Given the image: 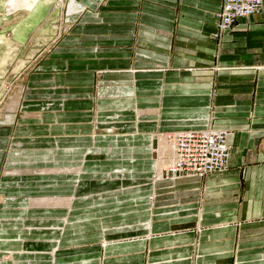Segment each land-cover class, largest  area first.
<instances>
[{
  "label": "crops",
  "instance_id": "1",
  "mask_svg": "<svg viewBox=\"0 0 264 264\" xmlns=\"http://www.w3.org/2000/svg\"><path fill=\"white\" fill-rule=\"evenodd\" d=\"M72 2L68 21L95 20L0 126V264H264V14L217 39L222 0ZM209 128L229 133V169L157 186L153 135ZM15 170L36 179L15 186ZM53 193L72 201L32 204Z\"/></svg>",
  "mask_w": 264,
  "mask_h": 264
},
{
  "label": "rangeland",
  "instance_id": "2",
  "mask_svg": "<svg viewBox=\"0 0 264 264\" xmlns=\"http://www.w3.org/2000/svg\"><path fill=\"white\" fill-rule=\"evenodd\" d=\"M73 3L74 2H72V0H70V2H68V0H0V126L11 122V119L9 120V118H11L9 114L22 109L21 107L25 104L23 102L26 100L24 96L27 89V84L30 79V75L34 72L37 73L38 71H40V69L43 68L42 66H49V64L45 62L52 61V52L56 50V48H58L60 39L69 33L74 23L79 24L84 21V24H86L87 22L88 24H91L90 22H93L95 20L93 18L87 19L86 16H84L76 22H71L70 20L68 21V15L84 9V7H75ZM98 8L99 11L102 12L112 10V7L109 4L100 5ZM85 13H87L86 10H84V14ZM104 44L111 45V42ZM101 49L103 48L101 47ZM88 56L92 55L89 54ZM101 57L106 59V63L111 62V52L110 54H106ZM103 66H107V64H103ZM98 77H100V79L103 77L102 80L106 81L107 79L112 78V73L101 70ZM92 79L94 81V78ZM96 80L97 79H95V81ZM102 94H106V92H103ZM105 105L106 108L111 109V107H113L111 103H105ZM109 112L110 111H106V114H103L105 115L103 117L110 116L111 113ZM72 113L82 115L84 114V111H76ZM90 113L88 115L97 117L96 110H92L90 111ZM97 124H100L99 121L97 122ZM90 125V127L94 128V123H90ZM59 131L61 130L59 129ZM163 134L165 133H155L153 135L154 146L152 149V158L154 167H156L157 163H159L160 160L156 149ZM33 141L36 142L35 140ZM9 145V149L16 148V146L19 149L21 146V144L17 143V141H12L11 143V140L9 141ZM17 154L18 156H20V152L17 151ZM16 159H18V157ZM18 166L19 165H16L15 168H30L26 165L24 167L22 166L23 168ZM55 171L57 170L41 169L40 171L37 170V173H47L48 177L49 175H54ZM22 172L23 171L20 172L19 170H15L11 174L14 175L13 178L17 179L14 182V185L30 186L31 180H35L36 175L33 173ZM18 175L21 176L17 177ZM169 176L170 177H167V174L163 170L161 180L158 179V181H156L157 179L155 178L154 174L152 176V180L157 184V186H159V182L178 180L172 179V175ZM49 178H51V176H49ZM26 182H28L29 184H25ZM6 186V184H0L1 193H5L4 188ZM156 189L158 190L160 188L158 187ZM49 195H54V193L44 194L42 196L32 198L39 199L43 196ZM56 198H59L61 200L69 199L67 205L72 201V199L66 197ZM70 232L75 233V231ZM81 232L84 231L77 230L78 234H80ZM77 240H80L82 242L77 241L80 243L75 244L80 245L79 247H84L83 237ZM68 245L71 244L69 243Z\"/></svg>",
  "mask_w": 264,
  "mask_h": 264
},
{
  "label": "built area",
  "instance_id": "3",
  "mask_svg": "<svg viewBox=\"0 0 264 264\" xmlns=\"http://www.w3.org/2000/svg\"><path fill=\"white\" fill-rule=\"evenodd\" d=\"M260 14H264V0H222L214 37L219 39L237 20ZM228 134L213 128L165 133L162 149L158 145L156 150L167 177L201 178L227 171L232 148Z\"/></svg>",
  "mask_w": 264,
  "mask_h": 264
},
{
  "label": "bare ground",
  "instance_id": "4",
  "mask_svg": "<svg viewBox=\"0 0 264 264\" xmlns=\"http://www.w3.org/2000/svg\"><path fill=\"white\" fill-rule=\"evenodd\" d=\"M163 143H164V134L162 135L161 139L159 140V148L160 150L162 149L163 147ZM163 168H164V165L159 162L157 163L156 167H154V175H155V178L157 179L156 181H158V179L161 180V177H162V172H163ZM65 202L66 200H61V199H54V198H51V199H36V200H33L32 203L33 205H35L37 203L38 206H52V204H54L55 206V203L58 204V202H61V204H63L62 202ZM66 203H68V201H66ZM65 203V204H66ZM60 203L58 204V206L61 205ZM36 208V207H34Z\"/></svg>",
  "mask_w": 264,
  "mask_h": 264
}]
</instances>
